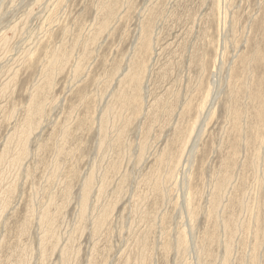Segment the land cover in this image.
I'll return each mask as SVG.
<instances>
[{"label": "rangeland", "instance_id": "obj_1", "mask_svg": "<svg viewBox=\"0 0 264 264\" xmlns=\"http://www.w3.org/2000/svg\"><path fill=\"white\" fill-rule=\"evenodd\" d=\"M0 264H264V0H0Z\"/></svg>", "mask_w": 264, "mask_h": 264}, {"label": "bare ground", "instance_id": "obj_2", "mask_svg": "<svg viewBox=\"0 0 264 264\" xmlns=\"http://www.w3.org/2000/svg\"><path fill=\"white\" fill-rule=\"evenodd\" d=\"M204 106H205V103L203 104L202 108H204Z\"/></svg>", "mask_w": 264, "mask_h": 264}]
</instances>
